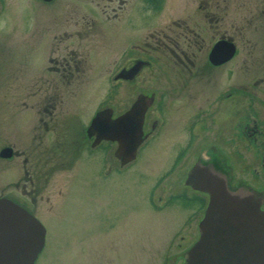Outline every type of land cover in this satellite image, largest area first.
<instances>
[{
	"label": "rangeland",
	"instance_id": "374dc122",
	"mask_svg": "<svg viewBox=\"0 0 264 264\" xmlns=\"http://www.w3.org/2000/svg\"><path fill=\"white\" fill-rule=\"evenodd\" d=\"M118 5V1L110 0H53L49 3L0 0V151L14 146L16 151L35 158V148L40 141L48 151L52 146L59 149L64 146L62 137L54 134L34 140L33 129L37 124V99L44 97L48 88L43 84L63 78L50 69L55 67L50 60L62 59L66 45L73 47L82 60L81 80L66 87L60 81L63 86L58 89V95L63 93L66 99L63 112L73 115L72 130L76 132L88 125L101 106L113 105L110 96L113 76L123 66L122 55L127 47L130 49L126 43L132 40L127 36L132 32L129 25L107 20ZM199 6L205 9L207 17L202 33L205 43L212 47L216 41L227 39L237 48L236 57L227 63L224 71H218L216 77L220 86L225 79L220 73L227 76L233 92V108H240L244 120L252 127L254 124L249 117L253 112L250 114L249 108L258 111L259 121H264V0H129L125 9L137 10L132 21L141 28L139 40L146 41L148 33L167 28L173 18L190 19L192 27L201 33L198 26L203 17ZM92 20L97 27H88L86 21ZM77 31L81 37L66 39ZM62 39L66 41L60 45ZM204 55L200 57L206 60ZM49 91L55 95L54 88ZM250 92L257 95L258 102L245 96H250ZM119 108L121 110V105ZM236 117L233 118L235 127ZM175 118L172 130H179ZM26 121L29 122L27 128ZM259 127L264 131V125ZM240 143L236 140L237 145ZM236 150L240 151L236 153L239 155L237 163L231 161L228 151L220 155L231 163L232 187L238 182L256 188L264 185L262 181H251L255 178L252 176L255 162L261 161L262 155L256 153L255 144L250 143L249 147L242 144ZM86 156L85 153L82 157ZM146 157L131 167L124 178L109 186L98 177L93 178L92 184L88 183L93 165L83 160L81 166L82 158L69 170L61 168L53 174L51 166L46 168L49 180L44 182L42 196L38 197L34 210L42 220L47 207H51L56 211L52 215L57 214V217L47 220L48 246L38 264H186V253L199 237L197 227L204 210L201 212L199 205L186 203L165 206V199L180 191L190 197L194 194L193 190L185 189L184 182L200 156L194 150L189 151L173 173H167L170 156L149 154ZM23 166L22 158L7 162L0 159V195L14 189L9 183L23 179ZM80 166L83 174L81 180H76ZM257 169L263 172L262 167ZM163 170L165 172L160 174ZM155 184H161L158 191L153 192L155 201L158 196L163 198L158 203L152 201L149 191ZM60 191L68 192L63 202L53 196ZM18 194L22 196V191ZM46 197L51 201L47 202Z\"/></svg>",
	"mask_w": 264,
	"mask_h": 264
},
{
	"label": "flooded vegetation",
	"instance_id": "af4514ba",
	"mask_svg": "<svg viewBox=\"0 0 264 264\" xmlns=\"http://www.w3.org/2000/svg\"><path fill=\"white\" fill-rule=\"evenodd\" d=\"M110 1H118L119 5L117 9L112 10L113 16H108L107 20L123 22L125 26L128 27L129 25L132 31L127 35L132 40L126 43L130 49L127 47L125 54L122 55L123 66L113 76V85L110 92L114 102L113 105L111 107L101 106L92 116L90 123L85 127H80V132L72 130L70 119L73 115L68 111L63 112L66 99L63 93L58 95V89L61 85L60 81L64 86H69L81 80L79 71H81L82 60L73 47L66 45L62 50L65 53L62 59L50 60L55 64V67L50 69L53 72H59L63 78L59 81H46L43 84H47L48 88L45 96L37 99L35 105L37 124L33 129L34 140H42V138L54 134L57 137H62L61 141L64 140V146L61 149L58 146H52L48 151L41 146L43 142L40 141L35 148V158L24 152L16 151L14 146H6L0 151L1 153L6 148H11L12 157L4 159L0 155V159L7 162L22 158V165H24L22 169L23 179L9 183L14 189L9 190L10 193L8 194H1L0 199H10L19 207L21 206L30 215L32 214L37 218L45 228L43 251L38 255L35 264L41 261L47 250V237L49 234L47 220L57 217V214L52 215L56 211L53 208L50 209L51 207H47L48 205L46 206V215L42 220L38 218L34 210L38 197L41 198L42 196L40 194L42 186L47 181V176H49L48 173H45L47 172L45 169L50 166L54 174L55 170L59 171L61 168L68 170L73 168L75 161L82 158L81 162L87 160L93 165L89 170L93 173L89 174L88 183L92 184L93 178L98 177L102 183L109 186L111 183L124 178L127 171L146 155L150 154L163 158L170 156L171 159L168 161H170L171 166L167 173H173L178 162L185 160L189 151L194 150L195 154L198 152L200 156L197 163L212 158L216 160L218 166L224 169L229 180V188L232 191L238 188H246L264 197V185H258L259 189L246 182H238L236 186L232 187L231 163L220 156L221 153L228 151L232 155L231 161L237 163L239 155H236V153L240 152L236 150L237 147L242 144L245 147H249L250 143L255 144L258 150L256 153L262 155L259 158L261 161L257 163V159L255 162L256 168H254L252 174L255 178L252 177L251 181L252 183L264 182V131H261L259 127V125H264V121H259L258 111L249 108L250 114L253 112L249 119H252L254 124L250 127L244 120L241 109L233 108L231 102L233 92L230 91L226 75L224 77L220 73V76L225 79L224 81L222 79L223 82L221 81L220 86L218 85L216 73L224 71L223 69L228 62L215 64L210 59V55L216 43L226 39L216 41L212 47L205 43L202 35L203 27L207 23L205 9L199 6V13L203 17L198 26L201 33H198L196 28L192 27L190 19L173 18L170 26L151 31L148 33L146 41H144L145 39L141 41L138 38L141 28L134 25L132 21L136 17L137 10L134 9L128 12L125 9L129 0ZM86 23L88 27H97L98 25L93 20L92 22L86 21ZM120 27L121 25L115 27V29ZM76 36L81 37L79 31L76 32V35L68 36L66 39L76 38ZM66 39L59 40L60 45ZM204 53L206 54V60H204V57H200V55L205 56ZM50 88L55 89L54 96L49 91ZM253 92H250V96H245L258 102V97ZM98 113H101L100 122L92 127L93 118ZM123 114H128V119L123 125L124 128L129 130V132L127 131L129 138L124 137V139H122L121 123L117 122ZM234 115L238 118L236 127L233 123ZM174 118L176 125L177 123L179 125V130H172L171 125ZM61 120H65L64 123L60 122ZM26 122L25 127L27 128L29 122ZM136 131H138L137 139H134L133 136ZM235 132L237 133L235 134ZM127 138L129 143H132L129 144V148L124 146L123 149L124 141L128 140ZM236 140L241 143L237 145ZM133 144L136 145L134 159L129 154L133 151V148H131ZM157 149L159 151L164 149V152L159 154ZM85 153L87 156L84 158L82 156ZM210 156L212 157L210 158ZM82 164L83 162L81 166ZM81 166L78 176L76 175V180H81L83 174L81 173ZM257 167H262L263 172L258 170ZM164 172L165 170L161 171L160 174ZM188 176L184 182L185 189L193 190L194 194L190 197L185 191L171 193L165 199V206H178L182 203L199 205L201 207L200 211L202 212L203 209L205 215L209 202L208 195L189 186ZM160 185L155 184L149 190L153 202L158 203L163 199L162 196H158L157 201L153 199V192L158 191ZM20 190L22 196L18 194ZM64 193V191L56 192L53 196L57 197L56 201L63 202L68 198V192ZM46 198H48L47 202L51 201L49 197ZM154 205L156 208L157 205ZM200 224L197 227L199 237L195 240L193 246L197 244L201 237Z\"/></svg>",
	"mask_w": 264,
	"mask_h": 264
},
{
	"label": "water",
	"instance_id": "95a60500",
	"mask_svg": "<svg viewBox=\"0 0 264 264\" xmlns=\"http://www.w3.org/2000/svg\"><path fill=\"white\" fill-rule=\"evenodd\" d=\"M236 53L232 41L221 40L213 47L210 59L215 64L227 63ZM101 113L93 118L92 127L100 122ZM127 116L123 114L117 121L122 139L129 138L123 125ZM131 143L125 140L123 149ZM135 147L133 144L129 153L133 159ZM0 155L12 157V149L6 148ZM188 185L206 193L209 203L200 224L201 237L186 253V264H264V197L246 188L232 191L224 169L213 158L193 167ZM44 236L45 228L37 218L10 199H0V264H35L43 251Z\"/></svg>",
	"mask_w": 264,
	"mask_h": 264
}]
</instances>
